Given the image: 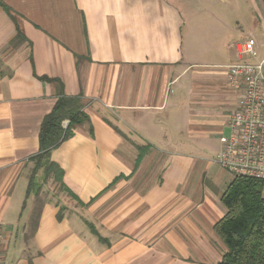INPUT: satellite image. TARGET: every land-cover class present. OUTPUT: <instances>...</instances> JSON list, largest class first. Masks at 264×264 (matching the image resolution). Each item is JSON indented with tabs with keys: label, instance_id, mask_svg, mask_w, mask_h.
I'll return each instance as SVG.
<instances>
[{
	"label": "crops",
	"instance_id": "obj_1",
	"mask_svg": "<svg viewBox=\"0 0 264 264\" xmlns=\"http://www.w3.org/2000/svg\"><path fill=\"white\" fill-rule=\"evenodd\" d=\"M0 2L14 14L0 4V264H218L232 174L191 156L202 141L218 155L229 131L204 130L200 97L239 101L227 71L210 90L194 70L235 63L246 32L264 56V0ZM62 96L89 116L51 155L76 199H41L53 181L42 175L27 197L42 120Z\"/></svg>",
	"mask_w": 264,
	"mask_h": 264
},
{
	"label": "trees",
	"instance_id": "obj_2",
	"mask_svg": "<svg viewBox=\"0 0 264 264\" xmlns=\"http://www.w3.org/2000/svg\"><path fill=\"white\" fill-rule=\"evenodd\" d=\"M0 4L11 17L14 15L6 4ZM41 79L54 81L48 77ZM65 121H68L66 127ZM88 121L89 116L80 98L62 96L57 100L51 112L42 120L39 152L30 158L34 168L29 178L27 197L39 193V176L42 175L44 181L52 178L54 182L61 183L63 191L76 199L63 183L64 171L51 160V155L74 135L78 125ZM221 202L227 213L214 229L227 251L218 264H264V180L234 176ZM62 218L59 213L58 219Z\"/></svg>",
	"mask_w": 264,
	"mask_h": 264
},
{
	"label": "built area",
	"instance_id": "obj_3",
	"mask_svg": "<svg viewBox=\"0 0 264 264\" xmlns=\"http://www.w3.org/2000/svg\"><path fill=\"white\" fill-rule=\"evenodd\" d=\"M226 68L227 84L239 102L229 117L228 134L219 137L215 161L233 176L264 180V56L251 32L239 44L237 61ZM2 240L0 227V245Z\"/></svg>",
	"mask_w": 264,
	"mask_h": 264
},
{
	"label": "rangeland",
	"instance_id": "obj_4",
	"mask_svg": "<svg viewBox=\"0 0 264 264\" xmlns=\"http://www.w3.org/2000/svg\"><path fill=\"white\" fill-rule=\"evenodd\" d=\"M231 41L234 42V40ZM232 52L233 51L230 49L229 53ZM221 71L225 72L227 71V68L226 69L220 67L215 68L213 66H210L208 68H202L200 70L195 69L194 72L203 73L201 74V77H198V79H196V82H199L202 88H208L210 90H219L222 87H224L223 78L218 77V73H220ZM187 79L188 76L185 77L183 81H186ZM200 98L201 100L206 101L205 104H203L202 108H200L202 116L199 117V118H204L205 120L204 125L206 127L204 128V130L206 131L211 130V133H214L216 131L214 130L216 129L215 127L223 125L224 128L225 123L227 122L228 124V116H230L236 110V106L233 107L229 101L220 99V97L202 95ZM207 103H210L211 105H207ZM221 135H224V132ZM201 143H202V147L199 148V150H195L194 152H192L191 160L193 161V166H195L200 170L208 169L209 166H215V168H220L217 164L213 162L215 160L214 158H216L217 155L216 151L213 148L207 147L204 144V141H202ZM213 172L214 169L211 170V173L207 172L205 174V180H207L208 185H210V181L208 180V177L211 176ZM229 177L230 180H228L227 187L231 184L232 180L234 179L233 175H229ZM42 179L43 177L40 179V182L42 181ZM203 180L204 179H202L201 181ZM47 182H48L47 185L45 184L46 186H44L43 184L41 185L42 187L44 186L43 193L41 192V194L39 195L41 199L45 198V195L48 196L49 194L56 195V197L59 198L62 193H65L61 187V183H59L58 181L54 182L53 180L52 182L51 181H47Z\"/></svg>",
	"mask_w": 264,
	"mask_h": 264
}]
</instances>
